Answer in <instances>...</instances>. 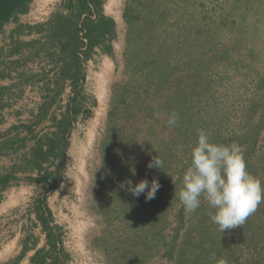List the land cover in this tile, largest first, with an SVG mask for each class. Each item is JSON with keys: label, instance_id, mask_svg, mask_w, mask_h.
<instances>
[{"label": "rangeland", "instance_id": "1", "mask_svg": "<svg viewBox=\"0 0 264 264\" xmlns=\"http://www.w3.org/2000/svg\"><path fill=\"white\" fill-rule=\"evenodd\" d=\"M74 1L31 0L27 10L6 23L0 32V154L5 152L0 160L4 157L6 165L14 163L12 168L23 165L21 145L32 143L22 131L23 125H33L34 134L42 136L53 130L51 118L60 116L62 107L65 110L69 102L71 81L60 76L65 61H72L80 71L76 91L84 98L70 129L63 165L58 169L60 179L46 198L52 209L51 225L61 227L60 236L69 252L62 264H177L181 261L182 264H264V203L242 228L221 233L210 220L213 210L205 200L202 199L196 211L185 212L175 195L178 193L175 189L182 184L173 187L176 172L167 161L159 169L162 176L158 199L146 201L144 194L138 198L133 196L120 187L126 181L123 176L118 183L119 191L112 194L110 188L116 182L111 183L109 175L103 173L97 177L99 145L106 127L111 88L124 78L122 53L126 26L122 7L125 0H100V12L115 22V38L110 42L112 56L97 45L88 57L77 56V63L70 51L61 52L59 39L52 36L64 20L69 21L71 28L74 23L79 26L85 14L76 16ZM70 2L74 4L71 10L66 8ZM192 4L196 5L193 8L197 12L204 11L203 21L215 41L228 49L226 58L210 52L200 64L197 77L200 85L195 87L194 96H187L188 115L203 114L210 125L198 123L192 127L193 131L214 129L215 125L214 132L225 139V145L241 146L248 173L264 185V126L254 125L264 107V86L257 87L264 79V0H195L187 3L185 10H191ZM233 18L238 21L237 28L228 25V19ZM181 25H174V30ZM185 87L190 90L187 82ZM205 113L212 117L208 118ZM153 114L157 120L153 125L155 134L148 139L150 149L141 153L143 146H140L136 152V163L140 165L151 161L148 155L151 145L157 144L155 140L159 144L170 141L171 129L158 111ZM141 134L139 144L143 143ZM187 145L190 146L188 142H178L181 151L177 155L189 167L191 154L188 150L182 151ZM250 145L253 146L247 154ZM55 162L45 166L54 171ZM35 175V171H19L10 180L11 187L8 185L10 189L3 198L10 192L23 197L16 208L3 213L0 243L12 234L13 226L23 225L22 215L27 205L34 195H41L44 190L32 181ZM142 179L145 177L137 183ZM147 179L151 182L153 177L149 174ZM168 195L173 199L167 198ZM13 202L15 198L11 194L0 210ZM25 225L30 227L28 222ZM249 228L258 234L255 240L247 235ZM35 232L28 233V237L35 238ZM168 244L173 246L171 255L167 254Z\"/></svg>", "mask_w": 264, "mask_h": 264}, {"label": "trees", "instance_id": "2", "mask_svg": "<svg viewBox=\"0 0 264 264\" xmlns=\"http://www.w3.org/2000/svg\"><path fill=\"white\" fill-rule=\"evenodd\" d=\"M30 1L0 0V32L6 23L16 19L19 13L27 10ZM193 1L195 0L124 1L122 7V19L126 26L122 53L124 78L113 84L111 88L106 127L99 145L100 165L97 170V177L103 173L109 175L111 183L116 182L114 187L110 188L112 194H117L119 191L118 183L122 176L124 180L130 179L134 184L139 178H147L150 174L153 179L160 182L162 173H159L158 168L149 169L147 162L145 165L136 163V152L139 147L143 146L141 153H146L150 149L148 139L149 136L155 134L153 125L157 120L153 114L154 111H158L159 116L165 120V125H167L168 113L178 114L176 125L172 127L167 125L172 132L169 143L159 144V140H155L157 144L151 145V152L148 155L151 157L150 160L154 157L160 159L162 165L166 164V161L167 165L173 164L177 177L173 183L174 188L182 184L183 173L188 167L177 155L181 151L177 147L178 142L183 144L188 142L190 146L182 148V151L188 150L191 154L198 138V132H194L192 127L198 123L202 126L210 125L203 114L198 117L188 115L190 104L187 96L189 94L194 96L195 87L200 85L197 83V77L200 76L199 67L203 58L210 52L220 53L222 58H226L228 49L227 46L218 44L213 34L209 33L203 21L205 17L203 10H198V12L194 10L195 4L191 5V10H185V5ZM71 2L66 5V8L70 10L74 5ZM74 2L77 7L73 9L76 16L80 17L83 14L85 16L79 26L74 23L71 28L69 21L64 20L53 30L52 36L59 39L61 52L70 51L77 63V56L83 54L84 57H88L91 50L98 45L103 52L112 56L110 42L115 38V22L111 17L100 12V0H75ZM228 21L230 28L238 27V21H235V18L228 19ZM178 23L182 25L174 30L173 26H177ZM206 36L208 37L205 44ZM208 60L210 61V58ZM72 63V61H65V67L60 71L63 79L71 81L72 95L60 117L51 118L53 130L38 136L34 134L33 125H23L28 138L32 141L29 145L27 143L21 145L24 151L22 159H19L23 165L13 167L9 172L0 175L1 190L8 186L11 179L16 178L15 173L25 170L35 171L36 175L31 179L44 189L37 197L33 211L45 233L48 249L36 250L30 259L32 264H61L63 258L68 256L60 236L61 227L56 224L51 225L53 215L46 198L47 193L55 189L60 179L58 169L63 165L70 129L80 112L81 100L84 98L80 97L79 92L76 91L80 71ZM186 82L190 87L189 91L185 87ZM262 86H264V79L257 83V87ZM253 106H249V109ZM259 112V120L254 125L264 126V107ZM205 115L208 118L212 117L207 113ZM213 126L214 129H204L209 134L210 141L225 144V139L223 140L218 133L214 132L215 125ZM191 130L193 132L190 134ZM140 133H143L141 144H139ZM20 140L24 142L25 138H20ZM243 141L245 142L246 139ZM252 146L247 147L245 153L248 154ZM243 158L246 159L244 154ZM53 161H56L57 167L54 171L45 166ZM140 163L143 164V161ZM133 169L135 175H133ZM169 186L168 176V188ZM181 188L182 185L175 189L176 192H179ZM160 192L161 187L156 193V199ZM167 198L173 199L172 195H168ZM181 211L180 209L179 213ZM101 212L106 211L101 210ZM246 230L250 232L247 235L253 239L256 235L258 236L251 228ZM168 246L167 254L171 255L173 246L169 244ZM26 248L27 246L23 245L21 253L6 264H17ZM253 251L257 252V249L253 248ZM181 262L177 264H182Z\"/></svg>", "mask_w": 264, "mask_h": 264}, {"label": "clouds", "instance_id": "3", "mask_svg": "<svg viewBox=\"0 0 264 264\" xmlns=\"http://www.w3.org/2000/svg\"><path fill=\"white\" fill-rule=\"evenodd\" d=\"M178 114H167V125L172 127ZM149 169H161L162 161L154 157L147 165ZM135 175V170H132ZM182 188L175 193L186 213L196 211L202 202L213 210L210 220L224 233L241 227L261 203H264V185L248 173L237 143L229 145L210 141L209 134L200 130L196 145L191 151V164L182 176ZM135 197L145 195V200L155 198L160 188L158 180L145 178L133 184L128 179L120 184Z\"/></svg>", "mask_w": 264, "mask_h": 264}, {"label": "crops", "instance_id": "4", "mask_svg": "<svg viewBox=\"0 0 264 264\" xmlns=\"http://www.w3.org/2000/svg\"><path fill=\"white\" fill-rule=\"evenodd\" d=\"M62 108L64 109V106ZM63 109L60 111L61 113L64 111ZM59 117H60L59 115L56 116V118H59ZM22 131L25 134H27V132L24 129ZM1 154H5V152H2ZM12 164L14 163L9 162V164L6 165V158L3 157V159L0 160V175H2L3 173L9 172L10 169L12 168ZM10 183L11 181H9L8 185ZM9 186H6L5 188H2L0 190V207H3V205L7 202L11 194L14 196L15 202H13L10 205L5 206L4 209L0 210V220L4 216L3 213L6 212L8 209H12L14 206L19 204V200L23 197L19 195L18 193L10 192L5 196V198H3L5 192L8 191L7 189L9 188ZM38 196L39 195H34L31 200L32 202L27 205L26 212L22 215L23 221L20 220V223L21 221L24 222L23 225L13 226L11 229L12 234H10L8 238H6L0 243V264H6L10 260L14 259L17 255H19L21 253L23 245L24 246L26 245L27 248L25 249L22 257L18 260L17 264H32L30 259H31V256L34 255L36 250L40 248L48 249L45 233L42 231L40 222L36 219V214L33 211V206ZM27 222L29 223L30 227L28 225H25L27 224ZM34 230L36 231L35 238L28 237L29 235L28 233H33ZM27 238H30V240H28ZM62 244H63L64 250L67 253H69L67 248L64 245V242H62ZM48 262L50 263V260H48Z\"/></svg>", "mask_w": 264, "mask_h": 264}]
</instances>
